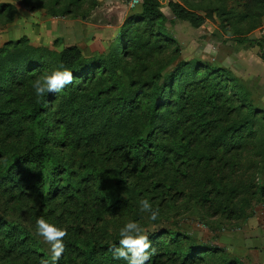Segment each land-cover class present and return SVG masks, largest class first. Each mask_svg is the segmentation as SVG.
<instances>
[{
  "label": "trees",
  "instance_id": "trees-1",
  "mask_svg": "<svg viewBox=\"0 0 264 264\" xmlns=\"http://www.w3.org/2000/svg\"><path fill=\"white\" fill-rule=\"evenodd\" d=\"M238 1L244 11L230 13L235 21L264 12V0ZM167 6L175 18L194 27L205 20L176 1ZM164 20L158 0H142L141 12L124 20L105 59L86 58L74 45L59 53L34 48L24 40L0 47V127L13 136L24 134L29 141L26 150L0 158V191L15 198L31 196L48 213L51 207L64 209L77 200L80 212L90 211V202L99 211L90 214L94 225L83 234L86 242L89 239L88 249L66 239L61 258L74 253L77 264H126L114 259L109 249L118 245L119 230L127 222L143 220L139 201L150 202L149 191L163 196L162 204L178 201L188 193L176 185L188 181L195 182L196 197L207 204V211L239 213L238 197L226 184V175L207 168L214 162L225 167L229 162L220 156L259 146L264 112L251 104L245 87L222 69L205 70L183 62L165 76L134 77L126 66L128 56L138 61L140 52L173 42L160 32ZM256 44L264 61V40ZM61 64L73 73L72 84L59 93L37 96L33 82ZM120 66L129 73L127 87L117 73ZM61 143L85 160L79 170L87 175L75 183L66 179L73 173L67 169L70 162L62 158L61 163L55 152ZM174 171V185H166L163 178ZM106 175L113 176L115 186L129 189L127 198L115 193ZM258 194L264 199V187ZM99 213L128 217L122 225L116 217L111 221L118 229L112 235L104 231L110 221ZM147 236L154 249L148 264H213L217 254L214 248L193 245L185 235L157 231ZM0 255L4 260L20 258L24 264L50 260L28 230L1 216ZM61 260L57 264H65ZM224 261L218 264H237Z\"/></svg>",
  "mask_w": 264,
  "mask_h": 264
},
{
  "label": "rangeland",
  "instance_id": "rangeland-1",
  "mask_svg": "<svg viewBox=\"0 0 264 264\" xmlns=\"http://www.w3.org/2000/svg\"><path fill=\"white\" fill-rule=\"evenodd\" d=\"M169 1H176L196 12L204 17V22L194 27L188 21L175 18L167 6ZM158 2L165 15L160 32L173 42L161 43L158 48L140 52L138 61L130 60L128 56L125 59L128 71H133V76L138 79L148 80L152 75L169 74L178 63L183 62L200 65L205 70L222 69L245 87L251 104L264 112V61L259 57V46L256 44L257 40H264V12L235 21L229 18L230 13L244 11L238 0ZM141 8L142 0H0V47L8 41L24 40L34 48H47L59 53L63 48L74 45L86 58L105 59L115 46L124 20L139 14ZM222 10L227 14L220 15ZM125 72L122 66L118 68L117 73L127 87L129 73L126 75ZM6 130L0 127V150L3 152L0 158L3 160L26 150L25 145L29 143L26 135L13 136ZM257 144L259 146L230 153L226 157L220 156L229 162L225 167L221 168L222 163L214 162L207 168L211 173L222 170L226 175V184L235 190V199L238 197L239 213L228 215L207 211V204L196 197L195 182L188 181L176 185L188 194L173 203L162 204L163 196L157 197L156 193L149 191L153 195L150 200L152 208L158 209L159 215L157 220L152 221L149 213L140 211L143 220L138 224L145 229V234L165 231L171 235L190 237L193 245L216 249L213 264L222 259L237 264H264V199L258 194V190L264 187V120H261ZM201 146L204 149V145ZM55 152L61 163L62 158L70 162L67 169L73 173L66 177L68 181L75 183L79 177L87 175L84 170H79L85 160H80L77 151L61 143ZM93 167L88 168L89 173ZM95 168L99 170L98 166ZM194 169L199 171L201 168L194 166ZM176 173L174 171L172 176L169 174L162 181L166 185L173 184ZM105 178L112 182L118 196L122 199L128 197L129 189L115 186L113 176L106 175ZM79 203L77 200L64 209L51 207L48 213L31 196L15 198L0 191V216L28 230L41 250L50 256L49 245L36 235V220L41 217L66 229L64 240L70 239V242L88 249L89 239L86 242L83 234L94 225L90 214L99 211L96 204L90 202L87 205L90 211L80 212L82 206H75ZM98 216L110 221L104 231L112 235L118 234V229L111 221L116 217L117 224L122 225L125 223L123 219L128 217L122 213L114 216L99 213ZM74 256V253L65 255L57 263L64 259L65 264H77ZM24 262L20 258L4 260L0 255V264Z\"/></svg>",
  "mask_w": 264,
  "mask_h": 264
},
{
  "label": "clouds",
  "instance_id": "clouds-1",
  "mask_svg": "<svg viewBox=\"0 0 264 264\" xmlns=\"http://www.w3.org/2000/svg\"><path fill=\"white\" fill-rule=\"evenodd\" d=\"M73 73L62 64L38 77L32 84L37 96L45 93H59L66 85L72 84ZM140 211L149 213V219L157 220L159 210H153L148 199L139 201ZM36 235L49 245L50 260L42 259L40 264H57L65 251L64 238L67 235L66 229H61L47 222L44 218L36 220ZM118 245L112 246L109 251L114 259L123 260L126 264H148L154 252L145 229L134 221L127 222L119 230Z\"/></svg>",
  "mask_w": 264,
  "mask_h": 264
}]
</instances>
